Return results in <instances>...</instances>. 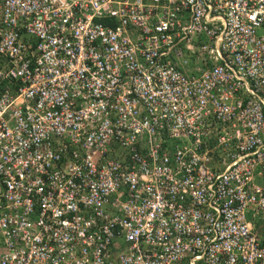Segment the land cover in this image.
I'll return each instance as SVG.
<instances>
[{"label": "built area", "instance_id": "1", "mask_svg": "<svg viewBox=\"0 0 264 264\" xmlns=\"http://www.w3.org/2000/svg\"><path fill=\"white\" fill-rule=\"evenodd\" d=\"M0 264H264V0H0Z\"/></svg>", "mask_w": 264, "mask_h": 264}, {"label": "rangeland", "instance_id": "2", "mask_svg": "<svg viewBox=\"0 0 264 264\" xmlns=\"http://www.w3.org/2000/svg\"><path fill=\"white\" fill-rule=\"evenodd\" d=\"M251 210V207H248V209L246 210V216L247 218H250V215L248 214V212Z\"/></svg>", "mask_w": 264, "mask_h": 264}]
</instances>
